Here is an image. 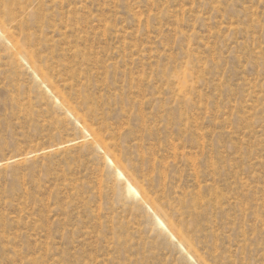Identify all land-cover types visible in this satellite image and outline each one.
Listing matches in <instances>:
<instances>
[{
	"label": "rangeland",
	"instance_id": "1",
	"mask_svg": "<svg viewBox=\"0 0 264 264\" xmlns=\"http://www.w3.org/2000/svg\"><path fill=\"white\" fill-rule=\"evenodd\" d=\"M26 3L0 8V264H264V0Z\"/></svg>",
	"mask_w": 264,
	"mask_h": 264
},
{
	"label": "bare ground",
	"instance_id": "2",
	"mask_svg": "<svg viewBox=\"0 0 264 264\" xmlns=\"http://www.w3.org/2000/svg\"><path fill=\"white\" fill-rule=\"evenodd\" d=\"M26 0H0V8L1 7H4L5 5H9V4H12L14 5L16 8L19 9L20 12H24L28 6L29 3H26ZM13 7H6L5 8V15L6 17L12 19V21L18 23V25L20 26V29L22 28V25L23 23L22 22H17L16 21V16L14 15V11L12 10ZM5 26L3 25V22L0 21V35L4 37V33H5ZM28 38L29 36L25 35L24 36V44H26V42L28 43ZM7 40V39H5ZM8 47H10L9 49L11 50L12 52V59H13V62L14 63H19V62H23V63H26L29 68L33 71V72H36L37 73V66H36V59H35V53L31 50H27L25 49L24 47H21L18 45L17 42H13L11 40H8ZM39 65V64H38ZM27 66V67H28ZM29 72V71H28ZM39 74H40V71H39ZM36 76V75H35ZM98 134V133H97ZM85 139V138H83ZM94 142V141H93ZM95 146H102L103 145V149H104V146L109 148V146L107 144H105V142H101L99 140V138L97 137V135H95V142H94ZM100 146V147H101ZM111 148V147H110ZM100 149V148H99ZM104 151V150H103ZM141 152V151H140ZM110 153V152H109ZM181 154V153H180ZM106 155V154H105ZM111 156V154H110ZM109 156V157H110ZM113 158V156H111ZM117 157V156H116ZM118 158V157H117ZM174 159V158H173ZM116 160V159H115ZM117 163L119 164V162L117 161ZM122 163V162H121ZM153 163V162H152ZM114 163H112L113 165ZM119 166V165H118ZM124 166V165H123ZM113 167H115V165H113ZM117 167V166H116ZM122 167V166H121ZM122 169H124L122 167ZM125 171V170H124ZM128 171V170H127ZM161 172V171H160ZM163 174V173H162ZM129 175V174H128ZM129 180V179H128ZM130 181V180H129ZM131 182V181H130ZM127 187H130L131 189V193H134L136 196H139V195H142L141 196V200L143 201V204L144 205H147V206H150L153 208L154 212H155V215L157 217V220H158V223L163 227L166 226V228L168 227V233L170 234L171 238L175 241V243H177L178 246H180L181 248L185 249V251L187 252V254L193 256V253L191 252V247H190V242L189 240L186 238V236L184 235V232L183 230L181 229V227H179L178 225H176L170 218L169 216L163 211L162 207L157 204L156 200L154 199H149L147 197V195L143 192L142 188L137 186L135 187L134 184H130L129 183V186ZM140 200V201H141ZM142 203V202H141ZM155 217V216H154ZM155 217V218H156ZM154 222V221H153ZM157 222V221H156ZM159 227V226H157ZM161 228V227H160ZM164 229V228H162ZM166 230V229H164ZM167 231V230H166ZM167 239V238H166ZM180 250V249H179ZM182 250V249H181ZM184 251V250H183ZM182 252V251H181ZM185 252V253H186ZM188 255V257H189ZM187 257V256H186ZM187 257V258H188ZM191 257H189L190 259ZM187 259V260H189ZM190 261V260H189ZM195 264V263H194Z\"/></svg>",
	"mask_w": 264,
	"mask_h": 264
}]
</instances>
